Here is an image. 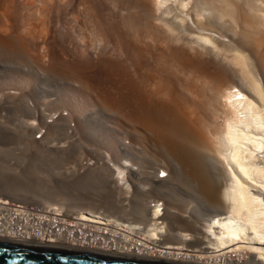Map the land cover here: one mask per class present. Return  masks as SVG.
I'll return each mask as SVG.
<instances>
[{"label": "bare ground", "instance_id": "obj_1", "mask_svg": "<svg viewBox=\"0 0 264 264\" xmlns=\"http://www.w3.org/2000/svg\"><path fill=\"white\" fill-rule=\"evenodd\" d=\"M53 1L63 2L17 0L21 20L42 19ZM70 2L57 12L77 28L79 54L101 39L104 26L118 36L132 67L121 102L140 127L121 133L138 144L142 132L150 136L161 164L116 133L99 108L85 117L79 106L69 118L37 116L45 128L38 138L13 124L10 139L25 148L38 143L36 155L57 163L78 158V141L64 149L46 142L62 119H72L67 128L77 134V118L81 144L101 139L117 163L112 170L91 160L85 176L76 169L72 178L62 176L60 184L75 194L66 204L48 197V178L39 180V191L28 182L16 189L0 162V240L177 264H264V0H98L96 17L84 0Z\"/></svg>", "mask_w": 264, "mask_h": 264}, {"label": "rangeland", "instance_id": "obj_2", "mask_svg": "<svg viewBox=\"0 0 264 264\" xmlns=\"http://www.w3.org/2000/svg\"><path fill=\"white\" fill-rule=\"evenodd\" d=\"M84 1L89 6L91 14L96 17L97 10L95 6L98 0ZM68 2L69 0H63L62 3L56 4L53 1V6L48 8L49 11L42 16V19L33 16L28 20H21V15L25 14L19 11L17 0L13 3L0 0V124L2 125V127L0 125V162L2 165L4 164L3 167L7 172L8 180L6 182L16 186V189L21 188L19 187L21 185L25 186L26 183L24 182H28L27 187H29V190L33 188L32 190L39 191L41 188L38 185L39 180L42 182L43 179L48 178L46 184V186H49L46 189L49 192V194L47 192L48 197L52 200L59 199L61 196L65 197L68 201L66 204L72 201L75 202V194L70 191V188L60 184L62 176L72 178L74 169L79 174V178L85 176V173L89 171L90 166L88 163L91 160L100 164H106L107 162L111 167L113 166L112 168L109 166L113 170V164L117 162L107 155L108 151H105L107 146L101 139L89 140L87 146H83L80 142L83 141V136L80 138L81 130L78 129L80 120L78 121L75 118L78 123L76 128L78 133L76 134L71 128H67L72 119H62L58 122V131L61 130L58 133H52L54 139L47 141V145H59L58 147L61 146V149L70 148V142L72 143L76 139L79 146H75V153L81 154L78 155V158H69V156L63 161L59 160L54 163L48 157L42 160L41 156H38L40 152L38 151L40 149L38 143H34V148H25L21 139L18 141L14 140L16 138L10 139L11 135L9 136L10 133L7 134L8 131L6 130L10 128V132L13 131L14 133L11 128L13 124L26 126V134L32 138V136L35 137L39 133L38 127H40V130H45L38 120L39 117L44 121L46 118V120H50L48 115L55 117L54 112H57V115L63 114L66 116L65 118H69L67 112L78 106L82 110L81 116L83 117L86 116L85 112L94 108L105 110L107 112V120L105 121L109 126H113L119 135H123L121 130L122 132L125 131L126 127L130 131L133 130V126L135 129H140L139 125L132 124V121L128 120V111L121 102V95L126 92L124 81L132 78V67L118 47V36L114 38L112 31L104 26L105 32L101 35V39L93 41L90 51L84 56L79 54L77 49L74 48L77 28L71 23L69 15L64 14L59 17L60 13L57 12L61 6L68 8L70 6ZM100 16L103 20L99 18L98 21L104 22L103 14H100ZM99 24L101 23L99 22ZM107 26L109 27V25ZM34 83L36 85L40 84L39 87H41L43 93L39 90L34 91ZM44 90H48V92H44ZM29 100L32 105H30ZM12 103H18L19 107L13 106ZM37 116L39 117L37 118ZM73 134H76V136ZM143 134L142 132L140 144L133 141L131 136L124 135L127 136L125 139L131 140L143 149V155L145 154L147 160L153 159L152 156L154 155V158H158L157 163L161 164V160H159L162 159L161 155L153 149L150 136L146 133ZM69 135H72L71 138ZM114 136L118 140L116 135ZM41 138L35 139V141L39 142ZM118 142L120 143V140ZM99 150H103L106 155H98ZM30 154L32 156H29ZM123 155L124 153L116 155L119 163L124 162ZM27 161L31 162H29V165L33 166L32 168L26 166ZM143 163L146 164L147 162L143 161ZM157 167L163 169L161 165ZM29 168L35 169L37 174L28 177ZM20 173L22 178L27 177L23 180H21L22 178L19 179L18 175L20 176ZM16 174L18 175L16 176ZM175 188L181 190L178 184ZM77 195L82 199L85 196L82 195V192ZM78 205L83 206L84 203ZM93 205L99 208H105L104 206H106L103 204Z\"/></svg>", "mask_w": 264, "mask_h": 264}, {"label": "water", "instance_id": "obj_3", "mask_svg": "<svg viewBox=\"0 0 264 264\" xmlns=\"http://www.w3.org/2000/svg\"><path fill=\"white\" fill-rule=\"evenodd\" d=\"M2 243H0V264H177L41 247L43 245L21 246L20 243Z\"/></svg>", "mask_w": 264, "mask_h": 264}, {"label": "built area", "instance_id": "obj_4", "mask_svg": "<svg viewBox=\"0 0 264 264\" xmlns=\"http://www.w3.org/2000/svg\"><path fill=\"white\" fill-rule=\"evenodd\" d=\"M29 103H30V105H32L31 103V101L29 100ZM35 103V102H34ZM54 112V111H53ZM56 115H57V112H54ZM71 124H73L72 122H71ZM38 130H39V133H37L36 134V137L38 138V137H40V134L42 135V133L44 132V130H40L39 129V127L37 128ZM31 220H32V217L30 218ZM47 223L48 222H46V221H39V224H40V226H45V225H47ZM28 228V227H27ZM30 228V230H34V229H32L31 227H29ZM15 229H17V228H15ZM5 242H9V241H5ZM10 242H13V241H10ZM13 243H16V242H13ZM56 247V246H55Z\"/></svg>", "mask_w": 264, "mask_h": 264}, {"label": "flooded vegetation", "instance_id": "obj_5", "mask_svg": "<svg viewBox=\"0 0 264 264\" xmlns=\"http://www.w3.org/2000/svg\"><path fill=\"white\" fill-rule=\"evenodd\" d=\"M1 242L0 243H2V242H5V241H3V240H0ZM6 243H13V242H6ZM2 244H4V243H2ZM17 244V243H16ZM19 245H21V246H32V245H29V244H19ZM37 246H40V245H37ZM41 247H53V246H48V245H43V246H41ZM55 248H58V247H55ZM72 250V249H71Z\"/></svg>", "mask_w": 264, "mask_h": 264}]
</instances>
